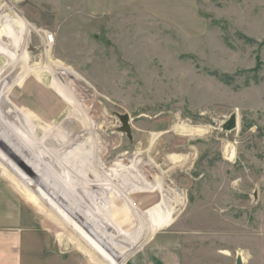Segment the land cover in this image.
I'll list each match as a JSON object with an SVG mask.
<instances>
[{
    "label": "rangeland",
    "instance_id": "rangeland-1",
    "mask_svg": "<svg viewBox=\"0 0 264 264\" xmlns=\"http://www.w3.org/2000/svg\"><path fill=\"white\" fill-rule=\"evenodd\" d=\"M11 29L28 52L8 63L12 78L28 57L66 82L56 98L31 74L16 104L0 108L1 120L28 128L27 146L0 133L30 173L65 187L53 189L93 235L136 245L122 264H158V238L178 264H264V0H0V32ZM10 45L0 36V59ZM233 113L237 128L223 130ZM117 114L130 116L132 138ZM25 174L0 152V178L28 195V228L48 230L63 260L97 264L83 251L115 264ZM75 179L109 203L108 216ZM130 233L151 235L139 243Z\"/></svg>",
    "mask_w": 264,
    "mask_h": 264
},
{
    "label": "crops",
    "instance_id": "crops-1",
    "mask_svg": "<svg viewBox=\"0 0 264 264\" xmlns=\"http://www.w3.org/2000/svg\"><path fill=\"white\" fill-rule=\"evenodd\" d=\"M4 117L2 120L0 119V126L6 131H10L15 135H11L13 138L17 139L21 144L24 143L25 147L27 146L28 141V128L23 123H15V126H11L8 121L5 120ZM17 126V128H16ZM16 140V141H17ZM8 141V142H6ZM9 144H12L10 147ZM23 147V146H22ZM0 152L2 155L12 161L16 162L20 169L26 173L27 177H30L34 182H37L41 185V190L39 194L47 201L52 204L56 210H58L59 215L64 216L65 221L74 227H83L86 232L87 237L92 242H95L101 250L102 254L106 259L112 260L115 264H122L121 262L129 252L133 251L136 245L132 244L129 241L124 240L117 235L106 233L104 236L93 235V231L88 229V221L85 220L83 211L78 209L76 206L68 205L62 202L53 188L58 189L59 191L66 190L63 185L60 183L47 185L43 179H41L40 175L37 173L36 175L30 173L26 163L23 162V156L16 153V148H14L13 143L7 139L6 135L3 132L0 133ZM27 161V160H25ZM108 173L103 172V178L108 179ZM45 180H50L51 176H43ZM30 178H28L30 180ZM77 180V184L80 188V193L84 195L85 199L93 200L98 208L105 211L108 216V211L110 210L109 203L104 201H100L98 197H96L91 191L87 190L84 182ZM106 184L104 183L103 187ZM100 193L105 196L110 202H116L117 204L120 201L118 195H113L110 197L108 193L102 188L99 189ZM124 199L122 198V201ZM24 204V205H23ZM29 198L28 195L20 189L18 186L3 182L0 178V264H79L75 260L66 261L63 260L61 255L57 250L54 249L52 245L53 242L51 237L46 235L48 230L44 232H39L38 230H30L27 226L28 223V205ZM119 205V204H118ZM94 208V207H93ZM124 210V205L121 207ZM53 219H58L56 216L57 213L50 212ZM60 218V217H59ZM171 219V218H168ZM168 219L166 221H168ZM109 220V219H108ZM42 222V221H41ZM149 226H161L160 224H150ZM147 227V226H146ZM129 231V230H128ZM92 232V233H91ZM130 238L132 240L136 239L139 243L145 241L149 234H139V233H130ZM57 240L61 241L62 238H58ZM70 241V238L68 239ZM136 244L139 245V243ZM145 244H149V241L145 242ZM137 245V246H138ZM155 255L156 258L151 259L154 263L158 260V255L154 249L160 250V253L163 254L164 258L158 260L161 262L165 261L167 264H178L177 253L169 250V245L165 243L163 239H156L154 243H152L149 248ZM80 255H82L86 261L94 262L97 264H101L96 257L88 252L78 251ZM172 257V259H171Z\"/></svg>",
    "mask_w": 264,
    "mask_h": 264
},
{
    "label": "bare ground",
    "instance_id": "bare-ground-1",
    "mask_svg": "<svg viewBox=\"0 0 264 264\" xmlns=\"http://www.w3.org/2000/svg\"><path fill=\"white\" fill-rule=\"evenodd\" d=\"M17 31L18 30H16V29H13V30L11 29L10 31L2 30L0 32V36L8 37L10 39V41L12 42V45L7 47V50L3 56V59H0V84L2 86V90L0 91V98H1L0 108L2 109V111H3V109L6 108V106L11 105V107H12L13 105L16 104V103H14V101H15L16 97L18 96V94H17L18 91L23 90L22 87H24L26 89L27 84H25L24 82L27 81L28 77H30V75L34 74V73H35L34 79L37 80L36 84L43 85L44 87H46V89L51 90L53 92V94H57L55 96L56 98H59V97L64 98L62 93L57 91V90L60 89L59 81L63 82V83H65L66 81L63 80L62 75L59 72H57V70L49 68L51 66L50 61H49L50 63L48 62L47 68H45V70L43 68L42 71H40V70L37 71L36 70L37 68L34 70V68H30V66L27 65L29 59H28V57H26L24 59L23 64H19L20 67L23 68V70H21V71L17 70L16 71L18 76L12 78V76L9 74L10 68L8 67V63H10V61H14V59H16V58L25 57L26 55H28V52L25 48L26 39L23 38V41H22L23 43L18 45L20 43V40L17 37ZM14 43H16V44L14 45ZM16 69L17 68H15L13 71H15ZM11 81H12V84H11ZM31 89H33V93H34L32 97H33V99H35L36 97L39 96L40 92L38 91V87H36L35 85L31 86ZM65 99H67V98H65ZM81 110H82V108H81ZM0 112H1V110H0ZM14 112H15V110H14ZM231 151H232L231 157H233L235 155V151H234V149H232Z\"/></svg>",
    "mask_w": 264,
    "mask_h": 264
},
{
    "label": "water",
    "instance_id": "water-1",
    "mask_svg": "<svg viewBox=\"0 0 264 264\" xmlns=\"http://www.w3.org/2000/svg\"><path fill=\"white\" fill-rule=\"evenodd\" d=\"M117 115L119 116V118L122 121V127H120V130L126 132L127 135L130 138H132V128H131L130 122H129L130 121V116L128 114H117ZM237 124H238L237 114L233 113L230 116V118L225 123H223L222 129L223 130H227V131L234 130V129L237 128ZM237 263L238 264L242 263L240 257L238 258Z\"/></svg>",
    "mask_w": 264,
    "mask_h": 264
}]
</instances>
